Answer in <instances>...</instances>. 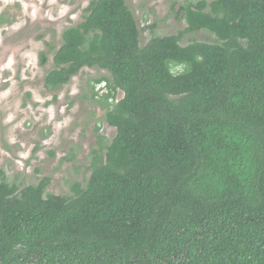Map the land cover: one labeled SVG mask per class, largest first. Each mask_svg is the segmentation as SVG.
<instances>
[{
  "label": "trees",
  "instance_id": "obj_1",
  "mask_svg": "<svg viewBox=\"0 0 264 264\" xmlns=\"http://www.w3.org/2000/svg\"><path fill=\"white\" fill-rule=\"evenodd\" d=\"M87 12L45 84L106 70L90 97L117 133L71 194L0 177V250L22 247L25 264H264V0L189 1L187 28L146 45L126 0ZM201 30L215 38L183 43Z\"/></svg>",
  "mask_w": 264,
  "mask_h": 264
},
{
  "label": "rangeland",
  "instance_id": "obj_2",
  "mask_svg": "<svg viewBox=\"0 0 264 264\" xmlns=\"http://www.w3.org/2000/svg\"><path fill=\"white\" fill-rule=\"evenodd\" d=\"M91 1L0 0V177L21 187L50 176L51 192L71 194L74 182L83 184L90 176L99 143L117 133L106 121V110L90 97L95 79L109 75L106 70L84 67L56 91L45 84L63 31L84 20ZM189 1L197 0H126L141 44L153 35L186 29L182 10ZM213 38L201 30L186 33L183 43ZM42 52L48 58L44 64Z\"/></svg>",
  "mask_w": 264,
  "mask_h": 264
},
{
  "label": "flooded vegetation",
  "instance_id": "obj_3",
  "mask_svg": "<svg viewBox=\"0 0 264 264\" xmlns=\"http://www.w3.org/2000/svg\"><path fill=\"white\" fill-rule=\"evenodd\" d=\"M99 90V89H98ZM100 94H102V91H100ZM109 124V123H108ZM110 125V124H109ZM112 126V125H111ZM15 248H18L17 255L19 258V261L14 262L13 258L16 257L17 255H13V250H0V264H25V261H23L27 256H29L30 254L27 253L26 250H24L22 247H17L14 246ZM30 253V252H29ZM33 255V254H31ZM34 257L32 258V263L33 264H45L42 262L37 261L39 254L37 255H33ZM11 259V260H10ZM23 261V262H22ZM123 261L126 263V259H123ZM22 262V263H21ZM26 264H31V261H29L27 259ZM127 264V263H126ZM131 264V263H129Z\"/></svg>",
  "mask_w": 264,
  "mask_h": 264
},
{
  "label": "clouds",
  "instance_id": "obj_4",
  "mask_svg": "<svg viewBox=\"0 0 264 264\" xmlns=\"http://www.w3.org/2000/svg\"><path fill=\"white\" fill-rule=\"evenodd\" d=\"M177 67H178L179 70H183V65H180V66H177ZM170 71H171V74H172V75H175L177 69H170Z\"/></svg>",
  "mask_w": 264,
  "mask_h": 264
}]
</instances>
